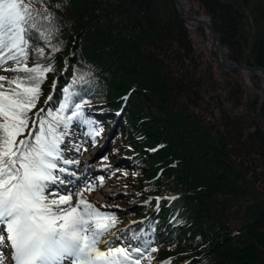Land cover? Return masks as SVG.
I'll return each mask as SVG.
<instances>
[{"label":"trees","instance_id":"16d2710c","mask_svg":"<svg viewBox=\"0 0 264 264\" xmlns=\"http://www.w3.org/2000/svg\"><path fill=\"white\" fill-rule=\"evenodd\" d=\"M190 1L194 15L211 19L231 63L264 69V0ZM25 2L39 14L35 31L50 36L35 47L29 41L27 66L38 60L53 69L29 116L57 110L68 87L73 102L88 101L84 112L95 123L73 122L65 158L79 161L84 145L100 137L89 133L121 111L114 135L126 133L121 151L134 156L128 162L150 179L161 172L141 192L162 197L160 216L151 212L154 199L151 210L133 211L149 217L137 241L149 246L165 225L172 252L166 264H264V124L256 118H264V99L251 98L243 73L222 72L174 0ZM196 33L206 38L202 27ZM41 46L45 55L36 57ZM77 164L60 166L74 173ZM109 169L100 171L103 182ZM113 212L106 222L120 224L121 213Z\"/></svg>","mask_w":264,"mask_h":264},{"label":"snow or ice","instance_id":"6c2138e0","mask_svg":"<svg viewBox=\"0 0 264 264\" xmlns=\"http://www.w3.org/2000/svg\"><path fill=\"white\" fill-rule=\"evenodd\" d=\"M38 15L25 0H0V68L7 64L6 71L18 74L13 78L0 75V224L6 227L7 241L14 250L9 264H61L59 258L71 255L73 247L81 254L76 264H140L143 253L138 246L107 243L106 251L99 249L110 226L97 219L103 214L79 190L59 194L72 181L61 179L57 172L75 175L60 165L78 163L65 158V150H71L65 138L73 122L90 127L93 121L84 112L88 101L73 102L75 93L68 87L63 88V102L57 110L41 108L29 116L45 73L53 71L38 60H34L35 67L27 66L29 41L35 47L40 37L50 40L49 35L35 31ZM44 55L43 46L36 48V57ZM69 109L71 115H66ZM101 131L89 135L98 136ZM74 196L80 197L75 206Z\"/></svg>","mask_w":264,"mask_h":264},{"label":"rangeland","instance_id":"374dc122","mask_svg":"<svg viewBox=\"0 0 264 264\" xmlns=\"http://www.w3.org/2000/svg\"><path fill=\"white\" fill-rule=\"evenodd\" d=\"M182 1L185 2L186 0ZM187 6L189 7V5ZM194 11L192 12V15H194ZM202 28L204 29V27ZM195 30L196 29H192L193 34L195 35L194 39L196 43L200 46L204 45V47L207 48L208 35L206 34L205 29L204 33L206 38H203V36L198 35L197 33L195 34ZM212 55L215 60V55ZM12 67H15V65L13 64ZM7 68V64H5L3 68H0V75H5L8 78H13L18 75L17 73H14L10 70L6 71L5 69ZM247 75L248 78H246ZM243 76L247 90L249 93H251V98H255L256 95L258 97L260 94L258 88V79L251 76L249 73H243ZM246 79H248L250 83H247L245 81ZM7 86L8 85L5 83V87ZM226 96L227 95H225V98ZM260 97L262 100L264 99L262 95H260ZM117 113L121 114V111H117L114 115L111 113L110 115L114 118V120H111V118L110 120L106 118L101 123V125L96 128V130H102L100 135H98L100 136L99 139L93 141L90 139L91 142L89 141L86 145H84L85 147H88V154H80L78 164L76 166H70V169L74 170L75 176L79 177L80 181L75 182V187L74 185H66L64 190L59 194H67L69 192H76L79 190V192L82 193L83 199L85 201L93 204V206H96V208H101V210L106 211V215L97 218L103 225L104 223L108 224L106 219L108 215H111L109 213H114L113 211L120 212L123 220L120 218V224H116V222H114L109 225L114 226L113 228L116 229L104 236L102 245H105L106 241H110L113 244L125 242L127 246H131L138 243L136 236H138L140 231L150 228L148 223L149 217H145L144 215L140 214H133V211H139L140 213L144 209L151 210L149 204L151 203L152 199H154L156 203L152 207L151 212L154 215H158V217L160 216L161 207L164 203L162 197L157 195L156 198H153L152 195L148 196L147 194H141V192L142 190L149 191L152 184L159 178L161 172L157 174L156 178L150 179L148 178L147 174H143L141 171H139V168L135 167L133 164L131 165L130 162H128L129 160L126 157H131L132 154L129 155L124 151H121L122 148L127 145V136H123L126 133H123L122 137L121 134L118 136L114 135V131L117 127L116 122L119 121ZM133 158L134 156L131 157V161H133ZM125 161L128 162L127 166L124 164ZM71 167H74L75 169ZM108 168L111 169H109V174L107 175L106 181L104 182V187L97 190L94 188L89 189V187H93L95 183H100L103 180L98 178L102 175V172L99 173V171L103 169L107 170ZM98 173L99 175H97ZM88 175H90L91 178H88L87 180L86 178H81L82 176L85 177ZM69 179V177H66L65 180L67 181ZM94 181L95 183L93 184ZM54 188H56V186H54ZM82 188L86 189L87 191H82ZM138 195L140 196L137 197ZM79 199V196L73 197L74 206L76 203H78ZM62 207L66 206L62 205ZM79 210L80 209H78V211ZM114 220L117 221L116 218ZM157 228L160 230L159 233L152 237H155L158 240L153 241L148 246V250H146V252L140 257V264H166L167 261L170 260L168 258L172 256L171 250L168 249V236H166L167 227L165 225H158ZM149 235L150 233L148 234V238L144 240H151L152 237H149ZM152 248H155L156 251H151ZM161 252H163L162 255H160ZM71 253V255L64 256V258L67 257V260H70L72 255H74V258L78 260L81 257L79 249L75 247L71 249ZM71 261L73 262V260ZM190 262L191 260L189 259L181 261L179 264H191Z\"/></svg>","mask_w":264,"mask_h":264},{"label":"water","instance_id":"95a60500","mask_svg":"<svg viewBox=\"0 0 264 264\" xmlns=\"http://www.w3.org/2000/svg\"><path fill=\"white\" fill-rule=\"evenodd\" d=\"M182 20L192 29L204 27L206 34L210 36L211 41L208 45L209 51L215 55L216 60L224 74L233 72L249 73L258 79L259 92L264 96V69L251 67L247 64L242 66L230 62V49L222 44V41L215 30L212 21L207 16L192 15L194 4L190 0H174ZM189 5V7L186 5ZM227 98V97H226ZM225 98V100H226ZM230 109V107H227ZM264 124V118L259 115L256 117Z\"/></svg>","mask_w":264,"mask_h":264},{"label":"bare ground","instance_id":"6f19581e","mask_svg":"<svg viewBox=\"0 0 264 264\" xmlns=\"http://www.w3.org/2000/svg\"><path fill=\"white\" fill-rule=\"evenodd\" d=\"M190 29H192V28H190ZM210 41H211V38H210V36H208V43H207V45L210 44ZM246 78H248V75H247ZM246 82H247V83H250L248 79H246Z\"/></svg>","mask_w":264,"mask_h":264}]
</instances>
